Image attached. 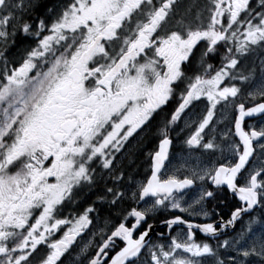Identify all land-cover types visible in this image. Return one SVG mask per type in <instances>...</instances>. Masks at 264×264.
<instances>
[{"label":"snow or ice","instance_id":"1","mask_svg":"<svg viewBox=\"0 0 264 264\" xmlns=\"http://www.w3.org/2000/svg\"><path fill=\"white\" fill-rule=\"evenodd\" d=\"M182 120L197 157L169 170ZM225 188L240 203L209 220ZM97 201L119 221L73 247ZM160 207L205 222L173 215L152 242ZM0 264H264V0H0Z\"/></svg>","mask_w":264,"mask_h":264},{"label":"flooded vegetation","instance_id":"2","mask_svg":"<svg viewBox=\"0 0 264 264\" xmlns=\"http://www.w3.org/2000/svg\"><path fill=\"white\" fill-rule=\"evenodd\" d=\"M191 2H192V0H181V3H182L183 6H186L187 4H189ZM181 10H183V9H181ZM194 103L196 104V107L194 109H192V111L199 110V112H200V108H204V106L206 104V99L205 98H201V101H196ZM170 104H175V101H171ZM229 107H228V109H229ZM218 109L219 110L217 111V114H216L217 117L222 115L225 112V108L224 109H220V106H218ZM236 114L237 113L235 111V115ZM159 121H160V117H157V123ZM182 122H183V120L181 121V123ZM179 128H182V125H178V128L171 133L172 139L174 141V146L172 147V153H171V156H170L171 157V159H170L171 161L175 158V156L180 154V152L182 150L183 151L181 153H183L184 157H186L188 155L187 152L184 150V146L182 148H179L178 146H176L179 143L180 140L182 141L187 136V135H185V136L181 135V139H176L174 134L177 133ZM153 131H155V124L153 125ZM218 142H219V137H218ZM156 143H157L156 137L154 135H152V134H149L146 138H144L142 151L137 150V146L134 143L133 148L130 149V151L132 153L131 161H129L128 159L124 160V164L129 166L128 170L132 171L137 179H143L144 175L147 174V162H146V158H145L144 153H147L148 151L152 150L155 147ZM192 154L197 156V153H192ZM228 155H229L228 152H224L223 153V156H228ZM202 158H207V156L199 157V159H202ZM213 159H219L221 162H223V158H222L221 153L219 152V150L217 151V153H216L215 157H213ZM210 185H211V183L209 184V186ZM99 191H101V189H99V188L94 190V192H99ZM89 196L95 197V194L94 193H89L87 195V197H89ZM130 203H124L125 205H121L120 206L121 209L127 208L130 205ZM239 203H240L239 202V198L236 197L230 190H227L225 188L224 191H217L216 192V197L214 199H209L208 206L206 208V210L209 213H211V215H210V217L208 219L209 220H217L218 219L217 212L219 213V215H222V216H224L225 219H227L228 216L230 215V211L232 210V208L234 206L238 205ZM105 208H108V206H105ZM111 210H112L111 212L104 211V213H106V214L103 215V217H102L101 214H99V220L94 218L93 219V224L90 225L89 228L86 229L84 233H82L83 239H81L80 237H77V241H76V243L74 244L73 247L78 248L79 245H82L83 241H88L89 239H91L92 241H94L93 248H92V250H94L95 243H98L100 241V238H101V234L102 233L100 232V229L104 228L105 230H107L108 228L112 227V225L114 223H117L119 221V219H120L118 214L113 209H111ZM103 218L104 219L107 218L108 221H111L110 224L108 222L107 223L106 222H101L100 223V220L103 219ZM193 218H195L198 223L205 222V218L204 217L195 216ZM103 223H104V225H103ZM237 227H239V225H237ZM230 234L231 233H229V235ZM196 239L197 240H205V239H209V238H206V236H204L202 233L197 231Z\"/></svg>","mask_w":264,"mask_h":264},{"label":"rangeland","instance_id":"3","mask_svg":"<svg viewBox=\"0 0 264 264\" xmlns=\"http://www.w3.org/2000/svg\"><path fill=\"white\" fill-rule=\"evenodd\" d=\"M202 110H203V108H200V112H202ZM199 112V110H197V111H191L190 113H189V116H192L194 113H198ZM199 112V113H200ZM235 116V110L230 106L229 107V109H228V107L227 108H225V112L222 114V115H220V116H218V118H221V122L220 123H218L217 124V130L219 131V130H221V129H225L226 130V126H228V127H231L232 126V121H233V117ZM178 124H179V122H178ZM181 124H183L184 125V122L183 123H181L180 122V125ZM188 128L183 132V133H188ZM184 135V134H183ZM185 136V135H184ZM183 141L184 140H182V143H180V145H179V148H182L183 146H184V150L187 152V156L186 157H184V155H183V153H181L180 151V154H176L177 156H175V158L173 159V161H172V164H171V166H170V168H169V170H171V168L172 167H178L179 166V164L182 162V160L183 159H188L189 158V156H191L193 159H195L197 156H195L194 154H192V153H188V150H187V148H186V146L184 145V143H183ZM206 156V155H205ZM201 157V156H200ZM207 161V160H206ZM221 195V194H220ZM222 196V195H221ZM190 197H192L191 196V194H189L188 196H186L185 197V199H189ZM130 201H131V199H129ZM93 200L91 199V202H92ZM133 204V202L131 201V203H130V205H132ZM105 205H108L107 203H105L104 204V206ZM97 207H103V204H101L99 201H97ZM102 210H103V208H101V210H100V212H102ZM160 213H166L167 215L165 216V217H168V216H170V215H172L173 216V214L172 213H175L176 215H181V214H179V213H182V212H180L179 210H176V209H171V208H168V209H165V208H163V207H160V208H158L155 212H150L149 213V215L150 216H152L153 217V219L151 218V223L153 224V222H157V219H155V218H157L158 217V214H160ZM185 214H187V213H185ZM188 215V214H187ZM93 216H95V214H93ZM108 221V220H107ZM153 221V222H152ZM101 222H106V219H101L100 220V223ZM110 222L111 221H108V223L110 224ZM150 222V221H149ZM103 225H104V223H103ZM153 227H154V224H153ZM85 242H87V241H83V243H85ZM82 243V244H83Z\"/></svg>","mask_w":264,"mask_h":264},{"label":"water","instance_id":"4","mask_svg":"<svg viewBox=\"0 0 264 264\" xmlns=\"http://www.w3.org/2000/svg\"><path fill=\"white\" fill-rule=\"evenodd\" d=\"M247 119V118H246ZM163 226H166L165 224H163ZM150 236H152V234H150Z\"/></svg>","mask_w":264,"mask_h":264}]
</instances>
